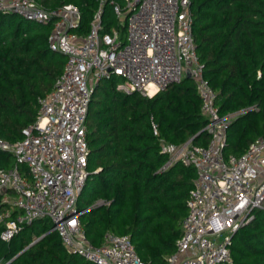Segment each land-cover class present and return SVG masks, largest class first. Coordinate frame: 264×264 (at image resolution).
Instances as JSON below:
<instances>
[{
  "label": "trees",
  "instance_id": "obj_1",
  "mask_svg": "<svg viewBox=\"0 0 264 264\" xmlns=\"http://www.w3.org/2000/svg\"><path fill=\"white\" fill-rule=\"evenodd\" d=\"M47 11L75 5L81 24L74 32L87 35L100 0H35ZM193 34L205 76L218 91L222 115L236 114L227 131L225 155L241 157L264 137V0H190ZM108 0L102 33L119 25L116 6ZM53 23L30 21L0 12V136L18 142L36 123L39 101L50 94L63 74L67 57L51 50ZM195 83L185 79L152 98L123 94L117 80L95 88L86 122L89 144L88 179L79 196L85 211L81 223L98 247L106 235L130 237L146 264H165L177 250L188 200L197 171L182 162L167 171L170 160L161 140L181 147H208L211 136ZM153 123L160 138L154 136ZM15 164L0 152V168ZM234 235L231 264H264V210ZM52 228L49 221L27 226L10 243L0 238V264H7ZM2 228H0L1 234ZM10 264H92L66 250L58 233L47 234Z\"/></svg>",
  "mask_w": 264,
  "mask_h": 264
},
{
  "label": "built area",
  "instance_id": "obj_2",
  "mask_svg": "<svg viewBox=\"0 0 264 264\" xmlns=\"http://www.w3.org/2000/svg\"><path fill=\"white\" fill-rule=\"evenodd\" d=\"M107 1L100 0L89 33L79 35L74 31L80 27L81 11L75 5L47 11L35 0H0V12L53 23L50 48L67 57L52 92L39 101L36 123L18 142L0 136V152L15 160L13 166L0 168V238L10 243L27 226L47 220L52 225L47 234L58 233L66 250L86 262L146 264L130 237L109 233L98 247L82 226L85 211L78 202L88 179L89 106L102 80H117L123 94L152 98L191 79L211 142L198 147L190 140L177 147L161 140L162 153L170 157L163 171L177 162L197 171L182 237L165 264H231L234 235L254 219V211L264 210V137L241 157L225 155L227 131L236 114H221L219 93L205 76L190 0H125L124 8H115L124 35L121 30L102 33ZM153 130L160 138L155 123Z\"/></svg>",
  "mask_w": 264,
  "mask_h": 264
},
{
  "label": "water",
  "instance_id": "obj_3",
  "mask_svg": "<svg viewBox=\"0 0 264 264\" xmlns=\"http://www.w3.org/2000/svg\"><path fill=\"white\" fill-rule=\"evenodd\" d=\"M44 237H45V236L40 237V238H39L38 240H36L34 243H32L31 245H29L28 248L32 247L34 244H36L38 241H40V240L43 239ZM28 248H27V249H28ZM27 249H25L24 251H26ZM24 251H23V252H24ZM23 252H21L17 257H19ZM17 257H16V258H17ZM16 258H15V259H16ZM15 259H13V260H15ZM13 260H12V261H13ZM12 261H10V262L7 263V264H10Z\"/></svg>",
  "mask_w": 264,
  "mask_h": 264
},
{
  "label": "rangeland",
  "instance_id": "obj_4",
  "mask_svg": "<svg viewBox=\"0 0 264 264\" xmlns=\"http://www.w3.org/2000/svg\"><path fill=\"white\" fill-rule=\"evenodd\" d=\"M122 34V33H121ZM124 37V36H123ZM125 40V37L123 38Z\"/></svg>",
  "mask_w": 264,
  "mask_h": 264
}]
</instances>
